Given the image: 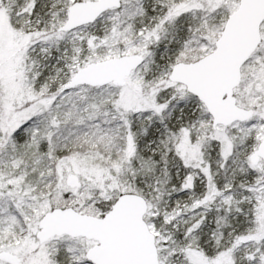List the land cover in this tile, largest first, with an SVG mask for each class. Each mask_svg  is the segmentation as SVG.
Masks as SVG:
<instances>
[{
    "label": "snow or ice",
    "instance_id": "obj_1",
    "mask_svg": "<svg viewBox=\"0 0 264 264\" xmlns=\"http://www.w3.org/2000/svg\"><path fill=\"white\" fill-rule=\"evenodd\" d=\"M0 264H264V0H0Z\"/></svg>",
    "mask_w": 264,
    "mask_h": 264
}]
</instances>
